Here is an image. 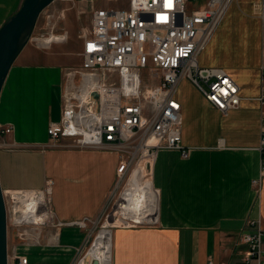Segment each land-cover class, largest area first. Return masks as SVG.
Returning a JSON list of instances; mask_svg holds the SVG:
<instances>
[{
	"label": "crops",
	"instance_id": "obj_1",
	"mask_svg": "<svg viewBox=\"0 0 264 264\" xmlns=\"http://www.w3.org/2000/svg\"><path fill=\"white\" fill-rule=\"evenodd\" d=\"M114 1L103 0L100 7L95 3L92 13L130 5L117 3L122 8H115ZM22 2L0 0V27ZM197 60L203 68L225 69L240 86L241 104L224 114L189 80L180 82L182 140L190 156L184 158L176 149L158 151L152 164L159 191L157 225L115 228L112 264H243L247 245L242 233L250 230L249 221L264 227V177L260 189L252 184L261 176L262 162V0H234ZM65 72L63 63L23 50L1 92L0 127L13 131L0 134L2 188L41 189L52 179L53 206L64 222L31 243L9 232L10 264L22 256L28 264H73L87 238L76 222L97 219L118 181L124 153L114 145L83 149L50 140L49 125L62 117ZM182 84L196 96L181 95ZM19 243L29 245L26 253H18Z\"/></svg>",
	"mask_w": 264,
	"mask_h": 264
},
{
	"label": "built area",
	"instance_id": "obj_2",
	"mask_svg": "<svg viewBox=\"0 0 264 264\" xmlns=\"http://www.w3.org/2000/svg\"><path fill=\"white\" fill-rule=\"evenodd\" d=\"M63 1H85L93 9L97 0ZM233 1L130 0L125 9L93 10L91 30L83 38L82 65L65 72L62 117L49 125L48 135L57 146L104 149L111 144L123 153H133L130 158L122 157L117 170L116 187L122 188V202H115V209L107 213L115 187L97 219L76 222L87 231V238L73 264H93L96 260L102 264L89 256L95 237L88 228L105 216L107 222L112 220L114 229L157 225L159 208L154 219L129 217L139 215L147 205L150 209V197L147 202L144 194L136 198L129 211L121 205L122 198L132 174L142 168L146 171L142 182L151 184L159 202L152 166L158 151L176 149L184 158L190 156L191 149L183 145V105L178 98L183 79L224 114L240 106L241 90L235 79L225 69L203 68L197 60ZM144 73L149 76L144 78ZM259 100L262 162L261 176L252 182L256 190L264 177V91ZM12 132V127H0V134ZM53 186V180L46 179L41 189L4 190L9 232L31 243L40 240L45 228L64 224L53 210ZM248 226L250 230L241 235L247 245L243 264H264V227L256 221H249ZM17 264H28V258L18 257Z\"/></svg>",
	"mask_w": 264,
	"mask_h": 264
},
{
	"label": "rangeland",
	"instance_id": "obj_3",
	"mask_svg": "<svg viewBox=\"0 0 264 264\" xmlns=\"http://www.w3.org/2000/svg\"><path fill=\"white\" fill-rule=\"evenodd\" d=\"M102 1L103 0H97L96 6L100 7ZM129 1L130 0H116L114 1V7H121L122 5L127 4ZM117 3H119L121 6H117ZM87 5L88 4L85 1L67 2L63 0H56L55 2H53L40 15L34 33L32 35L33 40L31 39L30 42L27 44L24 49V53H27L28 50H35L39 53H43L44 58H46V60L49 62L63 63L65 65L66 70L79 68L83 62V57L81 55L84 40L83 38L85 34H88L91 30L92 24V8L90 4L87 8ZM69 25H71V29L69 28ZM53 33L57 35L66 34L68 37L62 42H52L51 44H48L46 46H42L39 44L38 39H41L44 36H50ZM148 76L149 75L147 73H144V78H147ZM179 92L181 95L187 96L188 98H191V96H196L191 91V87L184 84L181 85ZM135 144H138V142H135ZM132 153L133 150H130L124 153V155L125 157L130 158L132 156ZM121 193L122 188L116 187L112 196V204L108 208L107 213L115 209V202H122ZM53 210L55 211L54 206ZM106 220L107 217L105 216L101 220L90 224L91 228L88 229L91 233H93L95 238L97 237L98 231L104 228V224L105 222H107ZM49 229L52 228H45L44 233ZM91 229H93L94 231H92ZM111 229L113 230L114 228L111 227ZM10 233L12 238L14 234L16 235V233H14L13 231ZM31 234H33V232H31ZM17 239L18 241H23L19 238ZM11 245H14V241H12ZM28 248V244L19 243L17 246V251L19 254L22 252L26 253L28 251ZM31 249L32 248H30L28 254L31 252Z\"/></svg>",
	"mask_w": 264,
	"mask_h": 264
},
{
	"label": "water",
	"instance_id": "obj_4",
	"mask_svg": "<svg viewBox=\"0 0 264 264\" xmlns=\"http://www.w3.org/2000/svg\"><path fill=\"white\" fill-rule=\"evenodd\" d=\"M55 1L23 0L18 11L0 27V96L12 66L32 38L40 15ZM8 241L7 207L0 180V264H10Z\"/></svg>",
	"mask_w": 264,
	"mask_h": 264
},
{
	"label": "bare ground",
	"instance_id": "obj_5",
	"mask_svg": "<svg viewBox=\"0 0 264 264\" xmlns=\"http://www.w3.org/2000/svg\"><path fill=\"white\" fill-rule=\"evenodd\" d=\"M67 35H57L55 33L50 36H44L41 39H38L39 44L42 46H46L51 44L52 42H62L67 39ZM145 175V172L142 168H138L132 174L129 183L130 186L127 187L125 193L123 194V201L121 205L125 204V208L128 211L131 209L133 202L139 199L144 194V202H147L148 197L151 198V207L147 208L145 211L140 212L139 215L133 214L129 215V217L138 218L140 220L146 219L150 217V219H154L156 216L159 202L158 197L152 193V187L149 182H142V176ZM150 193V194H149ZM34 217L31 216L30 220H33ZM112 220L105 222L104 228L98 231L97 237L95 238L92 247L89 249V256L96 257L100 259L102 264H110L112 261V238H113V230L111 229Z\"/></svg>",
	"mask_w": 264,
	"mask_h": 264
}]
</instances>
